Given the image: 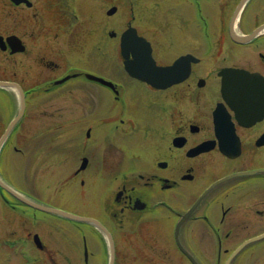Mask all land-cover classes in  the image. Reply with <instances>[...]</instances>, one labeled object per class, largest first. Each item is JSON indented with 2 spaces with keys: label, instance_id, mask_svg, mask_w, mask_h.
<instances>
[{
  "label": "flooded vegetation",
  "instance_id": "flooded-vegetation-1",
  "mask_svg": "<svg viewBox=\"0 0 264 264\" xmlns=\"http://www.w3.org/2000/svg\"><path fill=\"white\" fill-rule=\"evenodd\" d=\"M28 1L30 6L0 0V82L20 85L31 106L33 98L80 99L77 122H85L83 148L102 143L115 148V157L124 158L121 166L96 162L101 171L109 167L112 186L109 194L100 195L105 198L99 202V215L83 213L107 228L114 250L109 251L100 230L82 223L81 264H109L112 255L113 264H264V91L249 95L241 122L222 92L225 79H253L224 78L226 69H242L264 82V0H144L156 4L154 14L168 2L156 18L159 28L140 27L135 15L127 25L149 40L156 66L171 67L178 61L189 70L183 80L158 88L128 73L122 62L128 84L114 75H100L96 69L101 68V57L94 64L86 60L92 54L81 32L74 34L69 26L68 13H80L70 9V0ZM27 12L36 29L42 16L57 22L55 30L41 28L31 35L36 39L32 45L22 27ZM12 36L20 44L9 40ZM69 42L75 60L69 59ZM133 55L132 50L130 60ZM108 71L111 68L104 73ZM87 73L108 83L90 80ZM70 74L77 75L65 80ZM80 79L93 86L84 87ZM71 82L77 85L68 88ZM102 90L109 97L103 112ZM14 100L13 92L0 89V137L14 112ZM31 106L29 111H39L48 121L40 137H49L44 144L50 148L56 113H45L43 103ZM62 113L60 121L69 131V109ZM28 118L25 114L24 126L27 120L36 121ZM31 128L28 124L22 141H31ZM15 142L20 143L19 137ZM202 145L207 149L197 153ZM79 169L74 175L82 179L87 171ZM7 194L0 188V205Z\"/></svg>",
  "mask_w": 264,
  "mask_h": 264
},
{
  "label": "rangeland",
  "instance_id": "rangeland-1",
  "mask_svg": "<svg viewBox=\"0 0 264 264\" xmlns=\"http://www.w3.org/2000/svg\"><path fill=\"white\" fill-rule=\"evenodd\" d=\"M78 2L80 9H82L83 5L85 4L86 7L84 8V11L78 13V20H76L75 23L70 27L72 29V33L74 34L81 32V38L84 40L87 45L86 47L88 48L86 50H90V53H93L92 50L95 48V45H93L92 37L98 38L100 36L102 37L103 35V37L107 39L106 35L111 30L117 32L118 35H120L122 31L126 29L128 21H130L132 16L134 15L138 18L136 20L137 23L140 24V27L148 28L150 26L152 27L151 31L155 30V27L159 28L160 25L157 26L156 18L159 12L165 11L169 6L168 2H164L161 10H157L154 14L152 5L154 6L156 4L151 5L148 1L144 0H79ZM69 4L73 7L72 0L69 1ZM89 5L92 6L90 9ZM113 5L119 7L118 13L113 17H106L105 11L109 8V6ZM132 6L134 8V12L133 9L131 10ZM143 8L145 12H143ZM139 14L147 18L138 17ZM47 16H42L41 18H39L40 20H37L38 26L36 29L35 26L31 25V14L28 12L22 14V27L23 29L29 31L28 38L31 40H28V42L30 41L31 45L32 42H34L36 39L35 37L30 36L33 34L37 35V33H39L38 30H40L41 28L46 29L48 27H52L55 30V27L57 26L56 19H54L52 22L51 19H47ZM148 16L152 17L148 18ZM88 21H90L92 24L94 22L100 24L101 35L99 32V34H93L92 36L91 32L87 31V26L89 25ZM104 28L106 29L104 30ZM104 32L106 35L103 34ZM89 39H91L90 43H88ZM97 43H99V41ZM79 44L81 46V43ZM69 46V59L75 60L76 57L72 54V43L69 42ZM102 49V65L101 68L97 67L96 71L100 75L106 74L107 76H117V78L123 79L128 84V79L126 78L123 69L120 67L122 57L120 54L118 37L105 40V43H102ZM111 50L115 52L116 58L114 59L111 55ZM105 53L108 54L106 57L104 56ZM42 56L46 59L53 58V56L48 55ZM85 58L86 60H91L93 64L95 62L94 60H101L100 58H94L91 55H88ZM71 60L69 61L72 64L73 62ZM109 68H111V71L104 73L106 69ZM80 81L84 80L80 79ZM84 83V87L89 88L93 86L92 83H88L87 81H84ZM26 85H30V83L27 81ZM76 85L77 84H75V82H71L66 86L68 88H72ZM129 85H132V83H130ZM132 90L134 91L135 87H133ZM100 95V109L103 112L109 106V97L103 90L100 92ZM138 101L140 102L142 101V99L139 98ZM118 104L119 103H117L116 105ZM30 106L31 104L29 105V108ZM33 106L34 104H32L31 107ZM80 106V99L74 98L53 99L48 104H44L42 106V108L45 110V113H56L55 119L53 121L54 126L51 138L53 141V146H51L49 150H46V152L36 151L34 154L37 158V163H40V161L43 160L50 161L52 154L54 152H58V156L54 158V168H50V166L46 164L47 166L42 167V175L38 177V175H40L39 169H35L31 172L30 175V170L26 168L28 166V162L23 164L24 160H28L29 158V152H27L28 148H26V146L35 141L36 137L40 138V132H46L43 129L48 127L47 119L44 118L43 115H41L39 111L35 109L31 111L29 118H31L32 116V118H35L36 121L33 123V121L27 120L28 124H32V130L30 132L31 141L25 142L24 145L20 144L19 146L22 149L26 148L25 154L22 156V158L18 159V161L22 160V165H20L19 167L24 168L23 173L17 171V166L15 170H12L11 167L7 165V154L5 155L3 166L5 174L8 177L7 179L11 182H14L16 187L18 186L21 191L35 198V200L39 203L77 214H81L82 212H91L93 214L99 215V202L100 200L105 198L100 195L109 194V189L112 186L110 178L103 177L99 173L96 174V171L89 174L88 177H90V180L94 187L89 192L85 189L84 193L81 194L80 181L75 177L74 178L76 180H68L66 176L68 175L69 163L70 161H72V157H77L79 154H85L83 149V126L81 125L82 122H85H77V118L80 115ZM123 106H125V102L123 103ZM136 107L137 105H134V111ZM154 107L155 109H158L157 105H154ZM65 109H69L70 119L73 120L69 122V131L68 127L64 129L66 125L63 126L62 122L60 121L63 117L62 111ZM151 113L153 112L149 113L148 118H150ZM27 125H25V128L23 127L22 129L23 135L26 132ZM98 135H101V133L98 132ZM44 140H49V137ZM101 146L104 145L101 143ZM30 147L33 149L35 148V146ZM133 148H139L141 152H144L146 150V148L140 147L139 145H134ZM105 152L106 154L104 155L101 147L97 146L93 149L91 157L96 156L97 159H101L103 157L104 160H107L112 164H118V166H121L123 164L124 158L115 157V148H113V146H105ZM40 154H44L45 159H39L38 155ZM111 157L115 160L117 159V161L113 160ZM72 165L75 164L71 163V167ZM49 168L50 171L47 177H43V174L46 173V170H48ZM16 209L15 211L11 208H8L7 205L0 209V264H26V260L25 258H23V256L32 257V255L35 258L36 264H81V259L79 258L78 253V249L80 246L78 224H75L73 221L68 219H59L60 217H56L44 212H35L33 209L25 206H18V208L16 207ZM22 211H25V215L27 214L32 216L35 214L34 216L36 217H33L32 219H26L24 218V216L21 217ZM14 213L19 214L18 216L20 220ZM29 232H33L32 235L35 234L34 232H37L41 235V239L45 244V249H37L32 241L30 242V239L28 240L30 242L29 246H27L26 243L22 244L23 256L21 254L18 255L16 250L17 248H12V245L9 246V242L7 239L11 238L17 240L19 239V236L23 237ZM19 245L20 244H18L16 247H18Z\"/></svg>",
  "mask_w": 264,
  "mask_h": 264
},
{
  "label": "water",
  "instance_id": "water-1",
  "mask_svg": "<svg viewBox=\"0 0 264 264\" xmlns=\"http://www.w3.org/2000/svg\"><path fill=\"white\" fill-rule=\"evenodd\" d=\"M15 1L19 2L20 0H15ZM139 43L144 44L145 46L138 47ZM132 50L134 51V55H133L132 60H130V52ZM121 54L124 58L125 68L127 69L128 72L131 73V75L137 78L143 79L154 86H158V87L170 86L174 83H177L183 80V78L189 74V70H185L183 67H181L182 64H180V62L179 64H177L178 61L171 67L156 66L155 61L151 55V49L148 45V42L145 39L139 37L136 29L132 27L127 29L121 36ZM232 72L235 74H243V72L237 71V70H233ZM91 77L93 78V76ZM94 78L96 80H101L98 77H94ZM257 82L259 81H257L255 77L252 80V83H249L250 86L247 83H233L237 96H234L233 94L228 92L229 97H230V98H227L228 101L231 102L232 105L238 109L239 106L233 102V101H236L238 97L242 98L243 96L247 95L250 91L259 92V91L264 90V83L258 84ZM0 85H3V84L0 83ZM224 85H226V83H224ZM226 91H232V90L227 89ZM0 184L4 188H6L8 191L13 193L18 199L22 200L23 202L35 208H38L42 211L56 214V215H59L65 218H69L75 221H86L88 223L96 224L102 230L107 232V230L95 219L77 216L72 213L57 209V208H52V207H48L42 204L32 202L29 199L22 197L20 194L15 192L13 189L6 186L3 182H1Z\"/></svg>",
  "mask_w": 264,
  "mask_h": 264
}]
</instances>
